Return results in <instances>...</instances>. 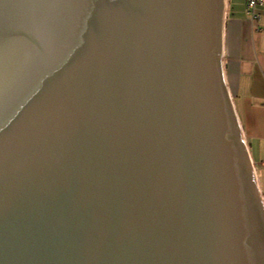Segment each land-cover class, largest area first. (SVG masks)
<instances>
[{"label": "water", "instance_id": "95a60500", "mask_svg": "<svg viewBox=\"0 0 264 264\" xmlns=\"http://www.w3.org/2000/svg\"><path fill=\"white\" fill-rule=\"evenodd\" d=\"M224 7L0 0V264H264Z\"/></svg>", "mask_w": 264, "mask_h": 264}, {"label": "crops", "instance_id": "0c3cea01", "mask_svg": "<svg viewBox=\"0 0 264 264\" xmlns=\"http://www.w3.org/2000/svg\"><path fill=\"white\" fill-rule=\"evenodd\" d=\"M255 14L252 19L246 0H225L222 71L251 160L262 169L264 202V2Z\"/></svg>", "mask_w": 264, "mask_h": 264}, {"label": "built area", "instance_id": "2783aa9c", "mask_svg": "<svg viewBox=\"0 0 264 264\" xmlns=\"http://www.w3.org/2000/svg\"><path fill=\"white\" fill-rule=\"evenodd\" d=\"M264 0H246V8L252 19H257L258 15L255 14L256 6L262 4Z\"/></svg>", "mask_w": 264, "mask_h": 264}, {"label": "rangeland", "instance_id": "374dc122", "mask_svg": "<svg viewBox=\"0 0 264 264\" xmlns=\"http://www.w3.org/2000/svg\"><path fill=\"white\" fill-rule=\"evenodd\" d=\"M252 163H253L254 170H255V173H256V178L258 180V185H260L259 177L262 174V169H261V167H260V165L258 163H256V162H252Z\"/></svg>", "mask_w": 264, "mask_h": 264}]
</instances>
